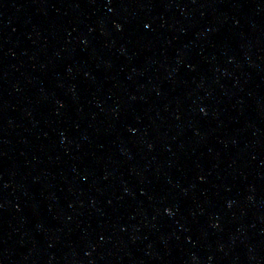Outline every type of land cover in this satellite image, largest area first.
<instances>
[{"label":"water","instance_id":"obj_1","mask_svg":"<svg viewBox=\"0 0 264 264\" xmlns=\"http://www.w3.org/2000/svg\"><path fill=\"white\" fill-rule=\"evenodd\" d=\"M0 264H264V0H0Z\"/></svg>","mask_w":264,"mask_h":264}]
</instances>
